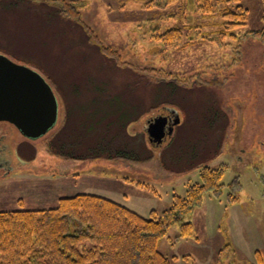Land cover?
<instances>
[{
    "label": "rangeland",
    "instance_id": "374dc122",
    "mask_svg": "<svg viewBox=\"0 0 264 264\" xmlns=\"http://www.w3.org/2000/svg\"><path fill=\"white\" fill-rule=\"evenodd\" d=\"M234 1L0 0V55L58 102L37 139L0 122V212L87 194L148 218L199 184L200 168L226 167L188 218L193 234L171 227L158 249L172 264H264V37L247 34L263 31L264 0H238L246 18L232 29ZM164 108L179 122L156 146L146 127ZM106 143L138 158L89 157Z\"/></svg>",
    "mask_w": 264,
    "mask_h": 264
},
{
    "label": "trees",
    "instance_id": "16d2710c",
    "mask_svg": "<svg viewBox=\"0 0 264 264\" xmlns=\"http://www.w3.org/2000/svg\"><path fill=\"white\" fill-rule=\"evenodd\" d=\"M233 3L236 4L235 12H226L227 16L234 18L228 23L232 29L244 25L246 18V10L239 1ZM65 9L67 12L62 10L60 13L78 18L68 8ZM177 33L176 29L169 30L161 38L171 41ZM247 34L264 37V29ZM101 50L115 58V55ZM108 145H93L89 157L111 160L138 158L129 152L111 151ZM49 152L58 154L59 151L49 146ZM59 154L64 156V153ZM224 168H200L199 184H191L183 198L174 195L168 209L160 213L151 211L148 218L112 200L87 194L60 198L55 208L2 211L0 264H172L159 251V243L174 226L178 228L177 238L193 234L188 218L206 194L218 192ZM141 186L148 188L141 182L136 184L138 188ZM221 253L222 250L218 255ZM255 258L262 263L260 252L255 253Z\"/></svg>",
    "mask_w": 264,
    "mask_h": 264
},
{
    "label": "water",
    "instance_id": "95a60500",
    "mask_svg": "<svg viewBox=\"0 0 264 264\" xmlns=\"http://www.w3.org/2000/svg\"><path fill=\"white\" fill-rule=\"evenodd\" d=\"M174 115L167 131V118L154 117L148 122L149 141L159 146L171 137L179 122L175 109L164 108ZM58 116V102L44 78L25 66L0 55V122L10 123L27 139H37L51 130Z\"/></svg>",
    "mask_w": 264,
    "mask_h": 264
},
{
    "label": "flooded vegetation",
    "instance_id": "af4514ba",
    "mask_svg": "<svg viewBox=\"0 0 264 264\" xmlns=\"http://www.w3.org/2000/svg\"><path fill=\"white\" fill-rule=\"evenodd\" d=\"M163 116V117H166L167 118V125H166V127H165V131H167V129H168V127H169V125L170 124H172V121L174 120V115L173 114H170L168 111H166V110H164V111H162V113H160L159 115H157V116ZM156 116V117H157ZM153 118H151L149 121H151ZM148 121V122H149ZM175 128V126L173 127V129ZM167 139V138H166ZM164 142V141H163Z\"/></svg>",
    "mask_w": 264,
    "mask_h": 264
}]
</instances>
